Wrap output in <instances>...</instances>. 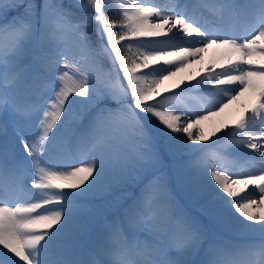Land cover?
I'll return each mask as SVG.
<instances>
[{
	"label": "snow or ice",
	"instance_id": "1",
	"mask_svg": "<svg viewBox=\"0 0 264 264\" xmlns=\"http://www.w3.org/2000/svg\"><path fill=\"white\" fill-rule=\"evenodd\" d=\"M201 6L0 0V264H264V0ZM177 89L221 99L176 109Z\"/></svg>",
	"mask_w": 264,
	"mask_h": 264
},
{
	"label": "bare ground",
	"instance_id": "2",
	"mask_svg": "<svg viewBox=\"0 0 264 264\" xmlns=\"http://www.w3.org/2000/svg\"><path fill=\"white\" fill-rule=\"evenodd\" d=\"M206 1H207V3H206L207 5L206 6H205V3H203V2L200 3L202 5L199 8L200 10L205 11L204 9H208L209 8L210 11H211L212 9L216 8L215 5H216L217 0H206ZM175 4L176 3H174V5ZM154 5H156V4H154ZM174 5H172V6L169 5L168 8L174 7ZM165 6L167 7L166 4H162V6L160 5V7H162V8H166ZM223 51H224L223 49L218 48L215 45L211 46L210 48H208L204 52V54L202 55L201 58H199L196 62L190 64L182 72L178 73V75L176 77H173L172 80H174L176 82V80L179 81V79L186 78V77H189L191 75H196V76L203 75V71L202 70L205 69L204 66H207V65H210L211 66L213 63H216L217 61H219L220 56L223 53ZM203 87H205V85H203ZM191 93L194 96H196V97L203 98L202 96H200L201 91H199L198 89L191 90ZM223 95H225V96L228 95V91H224L223 92ZM220 99H221V96L219 98H214L213 96H211V98L208 99V102H204V103L202 102L203 103V107L202 108H209L213 104L219 102ZM191 102H193V101L186 102V107L188 109H190V108L193 107ZM251 103H252V98H251L250 94L246 93L239 100L233 101L229 105V107L224 110V112L219 113L217 115H210L207 120H204V121L201 122V126L203 127L205 133L210 135L212 133V131H214L216 128L222 127L225 123H232L236 119H238V117L240 116L241 112H243L244 108L246 106L251 105ZM199 105H201V104H199ZM233 139L235 140L237 138H233ZM226 145H227L226 148L229 151L234 146L232 144H226ZM245 152H248V149H245ZM237 155L239 157L244 158L245 160L251 161L254 166L250 168V167H247V165H245L244 163L243 164H238V165H234L233 164V166L230 168L232 172H235V173H245V172L252 171L253 168H258L259 167L258 162L255 161V160H253L252 157L246 156L243 153H237ZM243 187H244L243 185H235L234 186L235 190L238 191V192ZM258 211L264 212V209H258Z\"/></svg>",
	"mask_w": 264,
	"mask_h": 264
},
{
	"label": "rangeland",
	"instance_id": "3",
	"mask_svg": "<svg viewBox=\"0 0 264 264\" xmlns=\"http://www.w3.org/2000/svg\"><path fill=\"white\" fill-rule=\"evenodd\" d=\"M120 1H123V0H120ZM119 0H111V4H112V8L111 9H114V11H117L119 14H120V12L123 10V9H125V8H123V5L121 6L120 5V2ZM126 1H132V0H126ZM175 2L174 3H181V4H184V3H187V4H193V2L194 1H198V0H174ZM118 5V6H117ZM125 7V6H124ZM203 8V7H202ZM201 8V9H202ZM205 11H208L207 9H204ZM213 15H215V14H217L216 12H211ZM208 67H210V65H207V66H204V68L206 69V68H208ZM203 68V69H204ZM180 80V79H179ZM178 82V80H176V82L174 81V80H169V81H166V83L163 85V86H161V91H163L164 90V88H171L172 87V85L174 84V83H177ZM199 87H203V85L201 86H199ZM200 96H202L203 98H200V97H196V96H194L192 93H191V90H186V91H184V92H181L180 93V91H179V89H177L176 90V94H175V96H170L169 97V103H171L172 105H174V107L176 108V109H188L187 107H186V102H190V101H193V102H191L193 105H197V106H199V107H203V103L204 102H208V99H210L211 98V96H213L214 98H219L220 96H218V95H212V94H209V93H206V92H201V94H200ZM251 96V95H250ZM184 97V98H183ZM189 99V100H188ZM206 99V100H205ZM203 100H205V101H203ZM250 100V99H249ZM177 101V102H176ZM251 101V100H250ZM203 102V103H202ZM177 103V104H176ZM179 103V104H178ZM199 104H201V105H199ZM226 144L224 145V148H225V151H227L228 149L226 148ZM229 151V150H228ZM222 154V153H221ZM239 158H242V157H239ZM232 159H230L229 157H227L226 158V164L228 165V166H233V164L234 165H238L239 163H238V161L237 160H232ZM247 162V163H246ZM245 164V165H247V167H253L254 165L252 164V162L251 161H248V160H245L244 158H242V162H240V164ZM252 259H254V260H256V261H258L259 260V257H253Z\"/></svg>",
	"mask_w": 264,
	"mask_h": 264
},
{
	"label": "trees",
	"instance_id": "4",
	"mask_svg": "<svg viewBox=\"0 0 264 264\" xmlns=\"http://www.w3.org/2000/svg\"><path fill=\"white\" fill-rule=\"evenodd\" d=\"M110 12H111V14H112L113 16L119 15L117 12H114V10H110ZM123 54H124L126 57L131 56L133 59H135L134 50H133V53H129V52L125 51Z\"/></svg>",
	"mask_w": 264,
	"mask_h": 264
}]
</instances>
